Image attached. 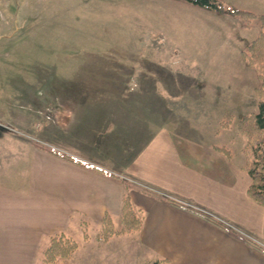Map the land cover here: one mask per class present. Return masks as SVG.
Wrapping results in <instances>:
<instances>
[{
    "label": "crops",
    "instance_id": "crops-1",
    "mask_svg": "<svg viewBox=\"0 0 264 264\" xmlns=\"http://www.w3.org/2000/svg\"><path fill=\"white\" fill-rule=\"evenodd\" d=\"M99 79L112 86L67 91L49 102V112H34L16 130L3 125L0 264H35L51 235L70 236L72 228L83 236L85 229L84 251L49 264H144L156 258L164 264H264L263 251L166 200L204 211L264 248V209L247 194L239 133L224 135L231 125L214 127L207 139L200 123L185 122L194 109L182 107L181 94L161 89L159 79L157 85L139 77L145 83L140 89L135 74ZM20 128L37 137L11 132ZM125 193L141 228L99 239L104 214L119 219ZM89 229H96L93 237Z\"/></svg>",
    "mask_w": 264,
    "mask_h": 264
},
{
    "label": "rangeland",
    "instance_id": "rangeland-1",
    "mask_svg": "<svg viewBox=\"0 0 264 264\" xmlns=\"http://www.w3.org/2000/svg\"><path fill=\"white\" fill-rule=\"evenodd\" d=\"M219 1L223 12L183 0H0V131L7 122L16 130L34 112L46 114L67 91L108 88L112 83L99 78L135 74L138 89L145 84L138 78L146 77L179 92L182 107L194 109L185 122L200 123L207 139L223 124L231 125L224 135H235L259 101L257 73L241 52L264 31V0ZM234 9L255 16L246 22ZM13 130L34 136L31 128ZM88 232L93 237L96 229ZM68 234L80 256L82 230ZM47 242L35 264H47L41 262Z\"/></svg>",
    "mask_w": 264,
    "mask_h": 264
},
{
    "label": "trees",
    "instance_id": "trees-1",
    "mask_svg": "<svg viewBox=\"0 0 264 264\" xmlns=\"http://www.w3.org/2000/svg\"><path fill=\"white\" fill-rule=\"evenodd\" d=\"M193 5L223 12L225 8L219 0H183ZM230 13L239 16L242 20L248 22L254 18V14L247 10L234 9ZM264 21V15L261 16ZM242 58L252 67H254L259 85L256 87L255 92L259 98L257 109L247 115L242 116L237 122V130L240 135L245 138L243 152L246 156L244 169L250 177V183L247 188V194L251 200L261 205L264 209V31L260 32L253 40H251L244 51L241 52ZM224 127V124H223ZM47 152L71 163L77 165H85L79 159L68 155L66 153L41 147ZM91 168L102 172L91 166ZM127 189L130 184L127 183ZM166 200L184 210H187L200 218L208 221L209 223L229 232L235 237L242 239L253 247L264 252V248L257 242L242 236L233 229L229 228L223 221L216 217L193 208L185 203H181L174 199L166 198ZM141 228V218L136 209L132 205L129 194L125 193L122 199L121 213L119 216V226L115 227L113 217L105 213L102 221L101 228L97 237L103 241L108 240L113 235L118 234H132ZM264 232V223H263ZM84 237H87L84 229ZM78 243L63 233L51 235L49 237L46 247L42 250L41 261L43 263H53L58 257H69ZM166 259L156 258L144 264H164Z\"/></svg>",
    "mask_w": 264,
    "mask_h": 264
}]
</instances>
